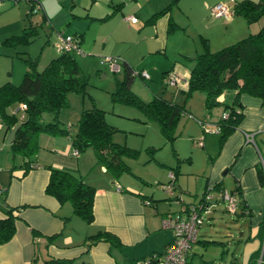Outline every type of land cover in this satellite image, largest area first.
Returning a JSON list of instances; mask_svg holds the SVG:
<instances>
[{"label": "crops", "instance_id": "crops-1", "mask_svg": "<svg viewBox=\"0 0 264 264\" xmlns=\"http://www.w3.org/2000/svg\"><path fill=\"white\" fill-rule=\"evenodd\" d=\"M183 1L56 0L57 6L50 5L49 0H39L41 6L39 10L41 22L53 29L56 22L55 16L68 2L71 15L82 23L79 26L80 29L75 31L73 29L72 34L67 35L81 36L79 54L83 56L82 58L85 59L84 56L88 53L104 52L109 56L117 57L120 62L123 60L131 65L126 51L120 49L118 45L130 42L126 36L136 31L146 43H160V46L164 43L167 46L168 21L175 20L174 22L179 25L177 15L173 11L169 12V6L168 10L153 21L149 19L168 7L167 5H179L180 9ZM218 1H227L233 7L241 0H195L194 5L195 3L204 5L206 9L208 5ZM26 3L25 15L29 7L28 1ZM18 8L15 6L10 10H18ZM76 8L79 12L74 14ZM128 15L136 16L137 21H126L125 17ZM186 15L189 18L188 13ZM67 22L70 23L71 20ZM205 22L199 35L207 39L210 50L215 51L250 33L257 32L264 24V17L252 23H247L240 15H234L230 19L214 17L205 19ZM125 23L128 24L125 26ZM189 26V19H187L185 31ZM149 28H152L153 34H148ZM52 34L55 37L53 46L57 52L54 56L56 57L59 54L56 43L60 37L66 35L62 31L56 33L52 31ZM196 49L194 47L193 50H189L188 46L181 45L177 54L192 58L197 54ZM154 52L151 48L147 51V53ZM29 58L32 59L31 56ZM188 65L183 61L176 62L171 69H168L169 66L162 68L160 81L165 72L172 70L181 77V81L174 87L185 92L189 77ZM25 69L26 67L23 69L24 72ZM17 72L20 73V70ZM12 73L13 70L10 74ZM146 73L148 74L147 71ZM139 77L150 78V76L149 78ZM234 94V90H225L221 95V101L224 104H231ZM238 101L242 105V119L237 128L222 142H220L219 133H204L198 120H207L209 124L217 123L225 110L224 105L213 108L208 115L209 118H206L205 109L200 114L202 118H195L191 109H186L195 118L196 123L187 120L182 126L181 117L177 124L176 138L173 143L175 162L176 166L178 165L176 168L168 166L166 169L167 166L163 160L155 158V165H153L155 167H151L152 161L149 159L151 163L146 165V171L134 172L131 159L124 157L123 160L130 171L115 177L107 171L105 166L96 163V157L91 148H87L76 156L73 154L75 148L68 135L39 134L38 148L31 158L33 160L21 157L19 163L0 173V185L5 188L4 203L7 206L19 208L16 211L15 234L9 241L0 244V264H39L49 258L72 260L73 264H135L137 260L152 253L164 251L173 240V231L162 227V219L168 214H180L182 205L196 202L207 186L222 187L231 192L239 188L236 195L246 209L234 215L240 225L239 228L237 225L232 231L231 227H224V232L221 233L222 238H220L222 240L199 239L197 236L196 243L206 247L209 243L203 241H219L220 244H214L222 249L220 255L222 264H264V104L260 98L246 93L240 94ZM16 107V110L10 107L8 111L16 113L17 110H22L20 104ZM23 114L22 110L20 119ZM105 120L110 124L106 115ZM1 130L3 138L7 139L9 131L0 124ZM213 134L219 135L217 148L216 137ZM200 138L203 139V145L195 143ZM189 141L192 143L190 144ZM198 152H201L204 157L201 167L198 164ZM48 166L83 178L86 183L95 187L92 222L87 223L77 216L69 202L60 203L54 196L46 193L45 187L50 177ZM94 166L98 167L99 174L96 176L98 180L92 178L88 182L87 177ZM152 170H155L153 172L156 175L153 179L162 185L163 191V184L169 180V172L175 170V194L181 195L182 204L173 201L166 192L167 196L163 198L161 195H154L146 180L147 174ZM146 201L149 203L147 204ZM2 207L3 203L0 202V218L5 215ZM222 210H224L222 203H217L205 216L204 222L214 227L218 218L222 217ZM100 231L113 234L118 238L119 244L111 245L106 240L90 238ZM256 251H259L257 257L251 259V255ZM194 255L192 246L188 262L193 264ZM196 264H213V262L210 259L201 258Z\"/></svg>", "mask_w": 264, "mask_h": 264}, {"label": "trees", "instance_id": "trees-1", "mask_svg": "<svg viewBox=\"0 0 264 264\" xmlns=\"http://www.w3.org/2000/svg\"><path fill=\"white\" fill-rule=\"evenodd\" d=\"M18 1L14 0V2ZM26 1L29 3L26 14L28 22L21 34L5 38L3 41L5 44L13 47L27 44L33 33L37 32L36 25H33L34 22L30 16L38 11L35 6L39 4V0ZM168 9L169 6L155 13L149 20L153 21ZM233 11L234 15H240L247 23H252L264 17V0L238 1L233 5ZM176 28H178L176 23L169 19L167 31L170 33ZM71 36L75 39L78 51L59 52L40 71L36 70V62L33 59L25 58L23 61L26 69L20 83L13 84L7 81L0 85V124L9 131L15 124L20 123L9 144L13 156L20 155L26 160L31 159L38 148L37 137L41 133L53 136L68 135L78 153L91 148L94 151L96 163L105 166L107 171L118 177L123 172L130 171L123 160L124 157L135 158L138 152L112 140L114 127L106 122L104 110L96 106L83 109L74 134L71 133L69 126L63 125L59 120L62 109L69 104L68 93L85 92L88 83L75 56L80 53L81 36ZM201 43L202 52L192 58L186 57L189 61V77L185 93L187 97L193 92L204 94L206 115H209L213 108L224 105L228 115L225 118L220 117L217 121L220 127V142H222L237 128L242 119V105L238 101L240 94L246 93L258 97L264 104V24L257 32L250 33L215 51L210 50L207 39L201 38ZM120 66L122 77L116 80V88L111 93V99L114 102L139 108L147 118L157 122L165 141L173 144L177 124L182 115L188 112L184 105L170 102L161 96H154L147 102L141 100L131 90L134 79L139 76L140 71L134 70L123 60ZM225 90L235 91L231 104H224L221 101V95ZM19 104L26 105L21 119L16 113L8 111L11 106ZM47 168L50 170V177L45 187L46 193L54 196L60 203L69 202L77 216L87 223L92 222L95 187L67 171L51 166ZM172 171L176 175L175 170ZM235 190V193L239 192V188ZM4 200L5 188L1 185L0 202L3 203L5 215L0 218V244L9 241L15 234L16 211L19 209L7 206ZM245 209L246 207L239 199V210L236 214L244 212ZM90 238L106 240L111 245L119 244L118 238L107 231H100ZM203 242L220 244L215 240ZM258 253L259 251L254 252L251 259H255ZM73 263L72 260L49 258L39 264Z\"/></svg>", "mask_w": 264, "mask_h": 264}, {"label": "rangeland", "instance_id": "rangeland-1", "mask_svg": "<svg viewBox=\"0 0 264 264\" xmlns=\"http://www.w3.org/2000/svg\"><path fill=\"white\" fill-rule=\"evenodd\" d=\"M194 2L195 0H184L182 2L183 5H180V9L179 5H167L170 6L169 12L173 11L177 15V22H179V25L182 26L180 28V26L176 24L178 29H175L168 34L167 46L164 43H161V46L160 43H146L136 31H133L126 36L130 42L124 44L122 43L118 46L120 49H124L126 51L127 57L129 58L130 64L134 70H146L150 76L149 79H142L139 76H136L134 79L131 90L141 100L147 102L154 96H161L170 102H176L184 105L187 110L190 108L192 115H194L195 118H202L200 114L205 109L204 94L202 92H193L187 97L186 93L180 90V88L164 86V84L160 81L162 68L169 66L168 69H171L172 65L176 64V62L182 63L184 61L186 64H189L188 58L177 54L181 45L188 46L189 50H193L194 47H196L197 54L202 52L203 46L201 38L204 37L199 34H201L200 32L206 24L205 19L214 18L210 13V7L213 4L208 5L205 9L204 5H197V3L194 5ZM49 3L50 5H57L56 0H49ZM26 4L25 0H19L17 3H15L14 0H0V85L7 81L13 84H19L24 74L23 69L26 67L23 59L29 58V56H31L36 62V70H42L57 54L56 49L53 46L55 37L52 34V31H54V33L62 31L64 35L72 34L73 29L74 31L80 29L79 26L82 23L78 22V19L71 15L68 6L69 3L67 2L63 5V10L55 16L54 20L56 22L55 25H53V29L52 27H47L41 22V13L39 10L30 16L32 18V22H34L33 25H36L37 32L33 33L29 42L24 45L19 44L15 47L5 44L3 42L5 38L21 34L24 26L27 24L28 20L24 12ZM15 6L19 7L18 10H10ZM77 9L78 8H76L73 12L74 14L75 12H79ZM186 13H188L189 18ZM187 19H189L190 26L185 31L184 27ZM70 20L71 22L68 23L67 21ZM35 21L37 23H35ZM127 24L128 23H125V26ZM149 29L148 34H153L152 28ZM150 48L155 52L147 53ZM85 52L87 53V51ZM75 56L82 73L88 79V83L85 87V92L72 91L68 93L69 104L66 108L62 109L59 116L61 123L66 126H70L71 131L74 134L76 131L75 124L80 117L81 110L84 107L90 108L96 106L98 108H102V110L106 112L105 115L107 121L114 127L112 140L117 141L120 144H124L129 148L135 149L138 152L135 158L127 157L128 159H131L134 172L141 173L146 171V165L151 163V161V167H155L153 166L155 165V158H159L158 160L160 161L163 160L164 164L167 166L166 169H168V166L176 167V156L174 154L173 144L165 141L157 122L147 118V116L136 106L122 102H114L111 99V93L116 88V80L122 77V71L114 72L110 69L107 63L103 64V58L109 56L108 53H88V55L84 56L86 57L85 59H83V56L78 53ZM12 70L13 73L10 74ZM18 70H20V73L17 72ZM17 73L18 77H16ZM16 106H11L10 109L16 110ZM21 113L22 110L16 111V115L18 117L21 116ZM192 115L188 112L187 114H183L180 122L181 125L183 126L187 120L191 123H196V120ZM213 135L216 137L217 148L219 135ZM180 139L183 141L185 140V138ZM189 143L191 144L192 142L189 141ZM197 148L199 147L197 146ZM198 155V164L199 167H201L204 162V157L201 152H198ZM20 158V155L13 156L10 145L6 142V139L3 138V131L1 130L0 173H3L9 167H12L13 164L19 163ZM196 158L197 154L195 153V159ZM149 159L151 161H148ZM153 171L155 170H152V172L147 174L148 178L146 180H148L149 183L147 185L151 188L154 195H161V198L166 197L167 195L165 194V191L161 188L162 185L157 183V180H154L156 175ZM98 174V167L94 166L91 168V174L88 175L87 181L90 182L92 178L93 180H98L96 177ZM153 182L157 184H154ZM222 207L224 209L223 204ZM221 214L222 217L218 218L214 227L213 225H208L206 222L200 226L198 232L199 239L215 238L222 240L220 238H222L221 233L224 232V227H231V230L234 231V227L238 225L237 218L234 216L235 214L229 213L225 209L221 211ZM237 227L239 228L240 225ZM221 250L220 246L215 244H209L208 246L203 247L194 243L193 251L195 255L192 259L193 264L198 263L201 258L210 259L213 264H222L220 259V255L222 253Z\"/></svg>", "mask_w": 264, "mask_h": 264}, {"label": "built area", "instance_id": "built-area-1", "mask_svg": "<svg viewBox=\"0 0 264 264\" xmlns=\"http://www.w3.org/2000/svg\"><path fill=\"white\" fill-rule=\"evenodd\" d=\"M40 8V4L35 6L37 10ZM210 13L214 17H223L225 19H230L234 16L233 7L227 1H218L213 4L210 7ZM125 20L136 22L137 17L128 15L125 17ZM56 48L58 52L78 51L75 39L71 35L60 37L56 43ZM103 60L109 65L112 71L119 72L121 70L120 60L117 57H104ZM139 76L149 78L146 71H140ZM180 80L181 77L170 70L164 74L162 84L164 86L174 87ZM20 108L23 110L26 108V105L20 104ZM227 115L228 111L224 110L221 118H225ZM206 118H209V116L207 115ZM198 122L204 133L220 132V127L217 123L209 124L207 120H198ZM202 140L200 138L195 143L203 145ZM73 154L77 156L78 151L74 149ZM168 176L169 180L163 184V189L173 201L182 204L183 200L181 195L175 194V175L173 171H170ZM146 203L148 204L149 201H146ZM217 203H222L224 209L232 214H236L239 210V198L235 192L228 191L222 187L214 188L213 186H207L196 202L184 203L182 205L180 214H168L162 219V227L169 228L173 231V240L165 247L164 251L160 254L152 253L143 259L137 260L135 264H187L191 248L197 241L199 228L203 224L205 216L211 212V208Z\"/></svg>", "mask_w": 264, "mask_h": 264}, {"label": "water", "instance_id": "water-1", "mask_svg": "<svg viewBox=\"0 0 264 264\" xmlns=\"http://www.w3.org/2000/svg\"><path fill=\"white\" fill-rule=\"evenodd\" d=\"M19 126H20V123H17L9 130L8 135H7V139H6L7 143L10 144L12 142L14 134L17 131Z\"/></svg>", "mask_w": 264, "mask_h": 264}]
</instances>
